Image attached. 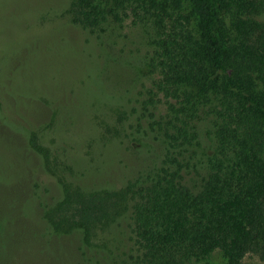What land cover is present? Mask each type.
<instances>
[{
    "label": "trees",
    "instance_id": "obj_1",
    "mask_svg": "<svg viewBox=\"0 0 264 264\" xmlns=\"http://www.w3.org/2000/svg\"><path fill=\"white\" fill-rule=\"evenodd\" d=\"M66 14L103 62L88 61L89 105L59 110L85 109L108 127L103 157L130 163L120 183L90 184L93 167L32 131L54 191L22 174V202L57 264H211L216 251L226 264L264 260V0H69ZM126 224L130 243L115 234Z\"/></svg>",
    "mask_w": 264,
    "mask_h": 264
},
{
    "label": "rangeland",
    "instance_id": "obj_2",
    "mask_svg": "<svg viewBox=\"0 0 264 264\" xmlns=\"http://www.w3.org/2000/svg\"><path fill=\"white\" fill-rule=\"evenodd\" d=\"M68 4L69 0H0V114L10 121L0 116V264L58 262L54 256L58 250L48 247L39 224L31 226L36 215L33 204L22 202V174L26 173L34 190L39 182L44 192L54 191L52 176L42 170L40 155L30 147L32 131L39 132L43 145L75 161L82 170L93 167L82 179L90 184L120 183L129 175V159L113 153L103 157L102 133L108 127L91 120L89 106L87 120L88 112L82 108L89 103L79 89L91 88L92 83L87 81L92 68L88 61L102 63L103 58L101 46L89 32L69 21ZM104 84L108 91L112 89L111 80ZM100 85L94 88L101 91ZM28 90H33L29 91L33 96ZM60 101L72 110L82 107L74 116L67 110L60 112ZM115 234L130 243L127 224ZM211 264H226L222 252L214 253ZM244 264H264V260L248 254Z\"/></svg>",
    "mask_w": 264,
    "mask_h": 264
}]
</instances>
